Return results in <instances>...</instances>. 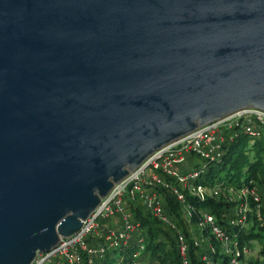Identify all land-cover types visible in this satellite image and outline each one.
<instances>
[{"label":"water","instance_id":"water-1","mask_svg":"<svg viewBox=\"0 0 264 264\" xmlns=\"http://www.w3.org/2000/svg\"><path fill=\"white\" fill-rule=\"evenodd\" d=\"M264 111V0H0V264L78 232L155 151Z\"/></svg>","mask_w":264,"mask_h":264},{"label":"built area","instance_id":"built-area-1","mask_svg":"<svg viewBox=\"0 0 264 264\" xmlns=\"http://www.w3.org/2000/svg\"><path fill=\"white\" fill-rule=\"evenodd\" d=\"M231 130H241L251 137H259L264 132V111L254 108L237 111L197 128L188 135L155 151L140 166L130 171L120 182L114 184L108 194L100 200L98 207L83 221L78 232L61 238L56 248L48 253L38 254L31 264H47L54 258H57L58 261L62 260L65 264H83V253H86L87 257L102 256L107 249L127 245L134 236H137L138 251L133 256H139L143 249V240L138 230L139 224L131 221L130 213L123 209V199L125 196L131 200L138 198L154 217L174 228L162 207L161 198L157 192L158 188L167 189L176 196L181 205V211L188 221L192 217V207L186 202L184 194L179 191L176 185L199 200L213 196L218 197L222 194L227 202L234 204L235 217L231 220V224L246 226L248 215L252 210L250 200L255 203L256 215L259 214L260 198L254 189L243 186L237 190L229 188L221 193L219 185L208 189L203 185L193 183L202 169L196 167L186 170L175 169V166L186 163L188 155L197 156L204 161H214L219 158L225 134ZM167 178L170 180H166ZM173 181H176V185L173 184ZM117 214L120 216V223L117 226L100 227L99 219L113 218ZM198 228L218 240L222 251L232 257V262H235L241 254L244 255V258L254 254L253 250L246 246L239 250L236 246L237 243L233 242L222 230L212 214L201 213ZM91 235L98 236L101 241L89 245L85 240ZM177 238L181 262L188 264L185 239L179 233ZM202 259L206 261L205 256ZM88 262L91 263L90 258ZM207 263L213 264L209 261Z\"/></svg>","mask_w":264,"mask_h":264},{"label":"trees","instance_id":"trees-1","mask_svg":"<svg viewBox=\"0 0 264 264\" xmlns=\"http://www.w3.org/2000/svg\"><path fill=\"white\" fill-rule=\"evenodd\" d=\"M250 140L252 144H249ZM193 167L199 168L197 165ZM190 168L187 166L180 170ZM199 169L202 171L193 183L203 185L205 188L209 189L214 185H219L221 193L229 188L237 190L243 186L254 189L260 198L258 216L255 203L250 200L252 210L248 215L247 225L231 224V220L235 217L234 204L227 202L222 194L218 197L199 200L190 196L176 185V181H173V184L184 194L186 202L192 207L190 221L184 217L176 196L167 189L158 188L157 192L160 195L162 207L174 228L154 217L138 198L131 200L125 196L122 207L130 213L131 221L139 224L138 230L143 240L141 253L137 257L133 256L138 251L137 236H134L127 245L107 249L102 256L87 257V254L83 253V264H182L178 233L183 236L187 244L188 264H208L207 261L213 264H264V133L254 138L241 130L228 131L225 134L220 157L214 161H205L204 166ZM221 172L224 174L221 175ZM203 212L214 216L216 223L233 242L237 243L239 250L246 246L253 250L255 257L253 259L244 258L241 254L235 262H232V257L222 251L218 240L198 228L200 214ZM119 223L118 214L113 220L107 218L99 221L101 228L117 226ZM192 228L205 238L203 242L196 239L195 236L198 233L193 234ZM85 241L91 245L101 239L91 235ZM203 256L206 257V261L202 259ZM89 258L91 263L88 262ZM47 264L65 263L54 258Z\"/></svg>","mask_w":264,"mask_h":264},{"label":"rangeland","instance_id":"rangeland-1","mask_svg":"<svg viewBox=\"0 0 264 264\" xmlns=\"http://www.w3.org/2000/svg\"><path fill=\"white\" fill-rule=\"evenodd\" d=\"M263 133H264V132H263ZM249 144H252V140L249 141ZM204 164H205V161L202 160L201 158H199V157H197V156H190V155H188L186 163H185L184 165H177V166H175V169H176V170H180V169H182L183 167H187V166L192 167V166H194V165H197L199 168H202V167L204 166ZM223 174H224V172H221V175H223ZM113 218H114V217H113ZM113 218H110V219L113 220ZM100 220H102V219H99V221H100ZM192 230L194 231V232H192L193 234L196 235V234L198 233V235L195 236V237H196V239H197L199 242H203V241L205 240V238L202 237V235H201L200 232H196L195 229H193V228H192ZM195 237H194V238H195ZM254 257H255L254 254H251V255L249 256V258H251V259H253Z\"/></svg>","mask_w":264,"mask_h":264}]
</instances>
